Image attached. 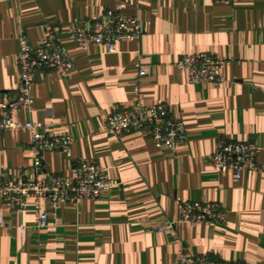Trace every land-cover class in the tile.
<instances>
[{"label": "crops", "instance_id": "0c3cea01", "mask_svg": "<svg viewBox=\"0 0 264 264\" xmlns=\"http://www.w3.org/2000/svg\"><path fill=\"white\" fill-rule=\"evenodd\" d=\"M123 6L143 36L122 42L117 55L74 43V20L102 19ZM22 30L32 45L55 32L71 57L67 77L43 71L31 90L34 110L20 123L50 125L73 140L71 156L43 155V173L73 178L74 164L92 159L120 183L100 200L61 205L57 219L43 202L48 227L36 228L29 200L23 213L0 196V264H176L182 254L226 264H264V0L232 5L213 0H0V100L18 87ZM210 54L228 63L226 82L194 85L177 67L185 55ZM148 105L165 104L184 122L188 140L176 153L145 133L110 136L105 118L133 107L139 67ZM221 141L254 142L262 169L218 172L211 157ZM35 154L25 130L0 133V179L33 177ZM179 202L220 204L226 224L178 222ZM172 229L161 230L168 223ZM22 228L24 230L22 231Z\"/></svg>", "mask_w": 264, "mask_h": 264}, {"label": "built area", "instance_id": "2783aa9c", "mask_svg": "<svg viewBox=\"0 0 264 264\" xmlns=\"http://www.w3.org/2000/svg\"><path fill=\"white\" fill-rule=\"evenodd\" d=\"M232 5L239 0H213ZM69 36L83 51L92 45L104 49L108 55H117L122 42L138 41L143 36V25L138 17H127L123 6L105 14L102 19L93 21L74 20ZM228 62L210 54L200 53L183 56L177 67L189 74L194 85L207 82L218 86L226 82L222 69ZM20 70L19 84L7 102L0 100V133L25 130L31 136V148L35 154L32 178L24 174L16 179H0V196L12 208L23 213L29 200H33L36 211V228L48 227V214L41 205L46 202L57 219V211L67 203H81L86 200H100L103 192L120 186L108 177V169L92 159H83L74 164L73 178L43 173V155L47 152H61L68 156L73 153V140L70 136H52L50 125L35 122L15 121L17 111L32 113L34 99L31 90L39 72L52 71L67 77L73 69L71 57L61 44L58 35L49 31L38 44L32 45L22 30L18 54ZM148 69L139 67L137 84L134 88L136 103L133 107L124 106L105 118V130L113 137H123L133 132L145 133L152 137L160 148L168 147L173 153L188 140L183 121L171 117L165 104L148 105L142 88V79ZM254 142L221 141L211 157V165L218 172L232 171L238 180L244 170L259 171L262 166L258 157L261 153ZM178 222L189 225L226 224L229 210L220 204L201 202H179ZM3 214L0 210V226ZM168 223L161 230L172 229ZM24 228H22V231ZM176 264H226L206 257L191 258L182 254Z\"/></svg>", "mask_w": 264, "mask_h": 264}]
</instances>
